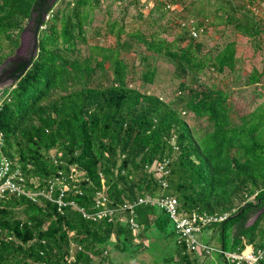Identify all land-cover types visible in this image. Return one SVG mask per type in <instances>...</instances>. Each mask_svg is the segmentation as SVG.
Returning <instances> with one entry per match:
<instances>
[{
    "label": "trees",
    "instance_id": "trees-1",
    "mask_svg": "<svg viewBox=\"0 0 264 264\" xmlns=\"http://www.w3.org/2000/svg\"><path fill=\"white\" fill-rule=\"evenodd\" d=\"M103 1L0 0V68L12 80L0 92L2 153L27 190H35L32 181L41 191L62 179L53 198L67 188L63 199L76 207L59 211L43 197L0 199V264H264V100L254 107L242 101L243 89L264 88V68H253L237 88L236 42L207 48L198 40L213 17L261 48L259 1L156 0L148 19L139 14L155 30L129 32L110 19L114 46H93L81 58L78 45ZM175 5L183 13L160 25ZM29 23L34 55L11 61ZM131 53L144 85L154 84L156 62L173 68L178 83L170 100L135 86ZM214 73L227 82L202 81ZM165 161L167 188L152 170ZM99 192L110 217L95 215ZM148 196L174 198L187 215H227L198 236L215 251L187 249L157 206L135 208V230L121 206ZM247 246L253 260L241 256Z\"/></svg>",
    "mask_w": 264,
    "mask_h": 264
},
{
    "label": "rangeland",
    "instance_id": "rangeland-1",
    "mask_svg": "<svg viewBox=\"0 0 264 264\" xmlns=\"http://www.w3.org/2000/svg\"><path fill=\"white\" fill-rule=\"evenodd\" d=\"M257 12L260 16L264 17V0H258ZM156 0H104L100 8L96 11L94 21L89 28H87L86 33V42L79 44L78 48L80 49V57L86 58L90 54V48L93 46L100 47H112L115 43L114 36H111L107 33L106 22L110 19H116L123 22L126 26L127 31H132L140 29L143 32L149 33L155 30L154 27L148 25V21L144 22L139 19V14L141 13L145 19H148L149 12L155 6ZM168 3V1H167ZM181 7L180 5H175L173 9H169L166 12V16L160 20V25L167 26L169 21L177 19V15H180ZM154 17H158L159 13L154 12ZM215 25H211L206 34L199 37V41L204 42L207 45V48H215L217 46H223L227 41L234 40L236 42V56L238 58L237 68L240 70V74L243 77L241 81L235 82L233 85L237 88L243 86L245 76L253 69L263 70L264 68V44L261 48L256 49L252 43V40L235 33L231 28L224 29L222 25H218V21L213 17L209 21ZM29 23L26 27V30L21 34V45L17 50L15 57L11 59H25L28 60L29 57L34 55V41L35 36L31 29H29ZM178 31V30H177ZM176 33V32H175ZM175 36L174 33H161V37L171 40ZM264 36H262L263 38ZM132 54V59L130 63H135V75H134V84L143 91H148L159 95L166 101L170 100L174 96L175 88L177 86L178 80L174 78L173 68L165 64L162 61L155 63L157 68V73L155 77L154 84L152 86L144 85L140 80V74L143 68L139 65V60L135 56V53ZM9 73L4 72L0 68V92L9 87L12 84L11 78L8 77ZM203 82L217 84L223 86L227 79L221 75L217 74H208L207 76L202 77ZM244 88V87H242ZM248 87L243 89L244 93L242 94V101L245 104H248L251 107H254L256 104L262 102L264 97L260 98L257 96V92H264V88L261 87ZM192 126L196 124L193 121H189ZM208 234V233H207ZM229 258H236L235 254H228ZM241 256L247 260H253L251 247L247 246L242 252ZM211 260L210 258L207 259Z\"/></svg>",
    "mask_w": 264,
    "mask_h": 264
},
{
    "label": "built area",
    "instance_id": "built-area-1",
    "mask_svg": "<svg viewBox=\"0 0 264 264\" xmlns=\"http://www.w3.org/2000/svg\"><path fill=\"white\" fill-rule=\"evenodd\" d=\"M191 32L192 36L196 38L197 31L192 30ZM167 164L168 161H165L164 163L157 164L152 168V170L156 172V176L161 179L163 188H167V182L164 180L169 172L165 169ZM71 172L72 175L70 178L76 181L79 174L76 172L75 168H72ZM32 183L35 190H27V186L25 185L26 178L18 169L12 170V162L2 153V135L0 133V199H3L9 195H13L26 196L33 201H37L38 197H43L46 200L54 202L57 205L59 211H61L62 207L68 204L76 208L72 202L66 203L63 199L65 190L67 188L60 189L58 197L53 198V193L55 191L54 187L57 185L62 187V185H64V181L62 179H56L54 183H50L48 190L45 189L41 191L38 190L39 183L34 181H32ZM107 202L108 198L106 197L105 193L99 192L95 197V205L98 209V212H96L95 215L98 217H110L114 214L112 209L105 208ZM140 205L157 206L159 209L165 211L174 225V231L178 240L184 242L187 249L194 250L198 253L206 252L207 254L215 251L213 247L202 244L198 236L201 233L203 227L211 224L212 222L223 221L227 215L220 217L207 216L197 213L187 215L185 213L179 212L178 202L174 198H152L148 196L139 198L135 202H125L121 206L123 211H128L131 215V217L127 218V221L135 230L138 229V225L135 222V208ZM79 211L82 213L84 212L82 209H79ZM92 218H94V216H92Z\"/></svg>",
    "mask_w": 264,
    "mask_h": 264
}]
</instances>
